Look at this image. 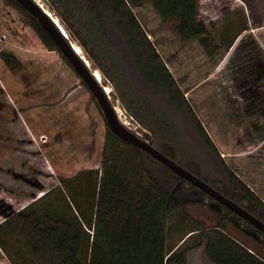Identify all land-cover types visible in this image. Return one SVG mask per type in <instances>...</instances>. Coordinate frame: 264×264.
I'll return each instance as SVG.
<instances>
[{
    "label": "trees",
    "instance_id": "obj_1",
    "mask_svg": "<svg viewBox=\"0 0 264 264\" xmlns=\"http://www.w3.org/2000/svg\"><path fill=\"white\" fill-rule=\"evenodd\" d=\"M46 1L115 90L126 114L151 134L149 142L264 221L263 199L224 162L187 91L134 12L135 7L150 3L164 21L177 20L184 42L198 41L213 56L219 47L198 20L200 0ZM26 12L48 49L58 51L70 65L36 17ZM0 58L12 71L21 67L13 52L0 49ZM263 81L264 67L257 79ZM196 137L208 154L219 159L215 173L179 149L183 139L189 146ZM104 151L100 168L62 179L67 189H73L72 197L59 189L58 202H46L49 191L41 197L46 203L40 208L32 203L0 224V246L12 264H30L38 256L46 264H187L188 252L200 247L213 264H264V258L226 230L231 223L264 244V232L253 224L109 127ZM186 182L192 186L186 187ZM187 201L211 206L218 225L204 227L185 212ZM175 234L182 237L173 245ZM11 236L18 245L14 252L9 250Z\"/></svg>",
    "mask_w": 264,
    "mask_h": 264
},
{
    "label": "rangeland",
    "instance_id": "obj_2",
    "mask_svg": "<svg viewBox=\"0 0 264 264\" xmlns=\"http://www.w3.org/2000/svg\"><path fill=\"white\" fill-rule=\"evenodd\" d=\"M38 1L58 17L46 0ZM23 7L0 0V49L15 53L22 63L12 71L0 58V224L32 203L40 208L48 201L58 202L59 189L72 197L73 189H67L62 179L100 168L108 135L90 90L58 51L48 49ZM134 12L187 91L224 162L264 201V81L257 82L264 67V0H200L198 20L219 47L213 56L198 41L184 42L177 20L164 21L150 3ZM109 86L121 121L151 141V134L126 114ZM195 139L189 146L183 139L179 149L215 171L219 159ZM184 210L206 228L218 225L211 206L187 201ZM226 230L264 258L263 243L231 223ZM181 237L175 234L170 242L174 245ZM14 239L8 240L10 252L18 247ZM0 264H12L1 246ZM30 264L46 263L38 256ZM187 264L213 263L200 247L188 252Z\"/></svg>",
    "mask_w": 264,
    "mask_h": 264
},
{
    "label": "water",
    "instance_id": "obj_3",
    "mask_svg": "<svg viewBox=\"0 0 264 264\" xmlns=\"http://www.w3.org/2000/svg\"><path fill=\"white\" fill-rule=\"evenodd\" d=\"M17 1L22 6H24L34 17H36L41 26L56 43L58 49L65 56L70 66L75 70V72L85 83L92 96L100 106L106 123L111 131H113L124 141L141 148L142 150L150 154L153 158L162 162L177 175L189 181L191 184L195 185L196 187L213 197L215 200L228 207L238 216L253 224L257 229H260L262 232H264V221L249 212L239 203L224 195L220 190L213 187L205 180L165 155L159 149L154 147L148 140L144 139L140 134L136 133L127 125H125L118 115L116 107L117 105L114 104V101L111 99L107 92V88L111 87L109 86V84L102 82L97 77L95 72L98 71L101 74V71L94 65L93 69L90 67L89 63L93 64L92 61H90L85 56V54L80 55V53L77 51L76 42L71 39L68 32L65 33V27L62 24L59 25V23H57V20H59V18L56 16L54 18L52 15H50L47 9H45L38 0ZM63 28L65 30H63Z\"/></svg>",
    "mask_w": 264,
    "mask_h": 264
},
{
    "label": "bare ground",
    "instance_id": "obj_4",
    "mask_svg": "<svg viewBox=\"0 0 264 264\" xmlns=\"http://www.w3.org/2000/svg\"><path fill=\"white\" fill-rule=\"evenodd\" d=\"M41 3V2H40ZM45 8V7H44ZM46 9V8H45ZM48 12H49V14L50 15H52L54 18H55V16H54V14L53 13H51L49 10H47ZM57 23H59V25H61L62 23H61V21L60 20H57ZM63 30H65L64 28H63ZM68 30V29H67ZM65 33H67V31L65 30ZM70 33V32H69ZM76 47H77V51L80 53V55H83L84 54V52L80 49V47L78 46V45H76ZM89 63V62H88ZM89 65H90V67L93 69L94 67H93V64H91V63H89ZM95 74L97 75V77L102 81V82H104L103 81V77H102V74H100L98 71H96L95 72ZM106 83V82H105ZM107 92H108V94H109V96L111 97V99L114 101V103L116 104V100H114V98H113V90L111 89V88H107ZM117 107V111H119L120 112V109H119V106H116ZM8 108V107H7ZM11 109V108H10ZM7 110V109H6ZM124 117V116H123ZM127 120H129V119H127ZM0 124H1V122H0ZM2 125V124H1ZM3 129V128H2ZM5 129V128H4ZM12 130V129H11ZM2 130H0V132H1ZM6 131V130H5ZM137 131V130H136ZM3 134H4V132H2ZM142 133V132H141ZM9 134V133H8ZM2 169V168H1ZM9 172V171H8ZM19 180V179H18ZM22 181V180H21ZM25 182V181H24Z\"/></svg>",
    "mask_w": 264,
    "mask_h": 264
}]
</instances>
